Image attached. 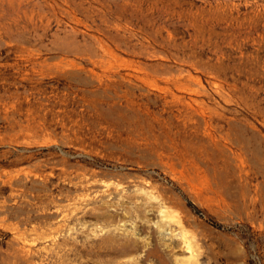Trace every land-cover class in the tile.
I'll return each instance as SVG.
<instances>
[{
  "label": "rangeland",
  "instance_id": "1",
  "mask_svg": "<svg viewBox=\"0 0 264 264\" xmlns=\"http://www.w3.org/2000/svg\"><path fill=\"white\" fill-rule=\"evenodd\" d=\"M0 162V264H264V0H0Z\"/></svg>",
  "mask_w": 264,
  "mask_h": 264
},
{
  "label": "bare ground",
  "instance_id": "2",
  "mask_svg": "<svg viewBox=\"0 0 264 264\" xmlns=\"http://www.w3.org/2000/svg\"><path fill=\"white\" fill-rule=\"evenodd\" d=\"M163 227H165V225L163 226ZM164 232H165V230H164ZM163 232V233H164ZM166 233L167 234H169V236H173V237H176V235H177V233H173L172 231H170L169 230V227L166 229ZM165 234V233H164ZM180 236H181V239L184 241V243L186 244V252H190L191 253V257H194V250H193V244H192V242L189 240V239H187V237H186V234L184 233V232H181L180 233ZM185 248V247H184Z\"/></svg>",
  "mask_w": 264,
  "mask_h": 264
},
{
  "label": "trees",
  "instance_id": "3",
  "mask_svg": "<svg viewBox=\"0 0 264 264\" xmlns=\"http://www.w3.org/2000/svg\"><path fill=\"white\" fill-rule=\"evenodd\" d=\"M1 163V162H0ZM10 166H12V165H10Z\"/></svg>",
  "mask_w": 264,
  "mask_h": 264
}]
</instances>
